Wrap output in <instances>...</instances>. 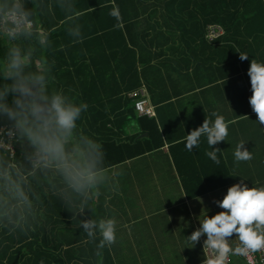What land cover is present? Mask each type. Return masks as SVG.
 <instances>
[{
    "label": "trees",
    "instance_id": "1",
    "mask_svg": "<svg viewBox=\"0 0 264 264\" xmlns=\"http://www.w3.org/2000/svg\"><path fill=\"white\" fill-rule=\"evenodd\" d=\"M181 1V3H180ZM48 14L38 16L42 28L50 33L51 47L40 52V60L52 63L51 87L61 90L77 102L88 104L78 121L76 145L80 158L89 161L91 149L79 139L84 136L102 146L104 157L96 165L97 184L102 172L131 159L141 157L165 146L155 116H139L136 98L124 95L142 87L135 39L163 32L167 15L176 30L165 32L169 38L179 37L180 8L186 13L185 28L196 32L193 37L206 42L211 24L221 25L226 35L223 41L235 53L249 55L246 71L253 57L264 59V1L263 0H46ZM41 0H28L27 6L39 9ZM62 9L66 11H62ZM119 10V17L110 15ZM77 10L82 40L76 42L67 27L74 21L70 13ZM66 12L68 14H66ZM148 13V14H147ZM147 14V15H146ZM159 14L161 20H159ZM67 21V23H65ZM202 28L199 30V26ZM180 31V30H179ZM164 48H162L163 50ZM0 49V56H2ZM241 59V58H240ZM139 131L133 132L135 125ZM142 134H147L141 137ZM177 165L180 164V142L172 147ZM183 175V172H182ZM231 181L238 176L227 173ZM187 176L183 175V179ZM100 183V184H99ZM229 183V182H228ZM228 183L221 185L227 186ZM186 185V183H185ZM187 187V186H186ZM27 191L31 208L0 188V264H116L109 247L96 255V244L88 241L79 227L76 209L56 195L59 186L54 175L29 180ZM190 197L200 194L187 189ZM92 218L102 217L101 208L93 201ZM104 208V207H103ZM100 209V210H99ZM86 218L90 210H85ZM58 222V224H55ZM29 224L26 230L10 231L8 227ZM68 225V233L64 226ZM55 231V232H54ZM99 242L97 238L96 243Z\"/></svg>",
    "mask_w": 264,
    "mask_h": 264
},
{
    "label": "clouds",
    "instance_id": "2",
    "mask_svg": "<svg viewBox=\"0 0 264 264\" xmlns=\"http://www.w3.org/2000/svg\"><path fill=\"white\" fill-rule=\"evenodd\" d=\"M27 4L28 0H0V49L3 50L0 56V188L31 208L29 180L54 175L59 186L56 195L76 209L79 227L88 241L96 244V255H100V250L110 248L117 241L116 219H94L90 207L96 195L92 191L97 184L95 168L104 157L102 146L79 136L92 150L89 161L80 158L76 145L78 121L88 104L51 87L52 63L41 59L34 65L37 55L51 47L50 33L37 19L47 15L48 8L46 0H41L37 11ZM70 15L74 22L66 30L79 42L82 40L79 13L73 10ZM110 15L119 17V10L113 9ZM248 56L240 53L241 60ZM247 75L252 92L248 101L261 127L264 125V59L252 58ZM229 127L225 116L213 111L186 135L185 148L189 152L198 150L201 138H205L210 149L205 151V156L219 164V148L214 145L227 140ZM245 143L239 141L233 152L237 165L253 160V152L244 147ZM237 176L241 179L229 186L221 199L214 200L221 210L211 216L206 214L199 227L186 237L191 247H195L206 236L203 247L207 253L202 264H232V257H245L247 264H253L252 254L264 251V184L260 183L264 180L252 181L249 185L245 183L247 177ZM85 210H90L88 218ZM28 226L27 223L14 225L8 230L24 231ZM233 234L238 243H233ZM40 264H44L43 260Z\"/></svg>",
    "mask_w": 264,
    "mask_h": 264
},
{
    "label": "crops",
    "instance_id": "3",
    "mask_svg": "<svg viewBox=\"0 0 264 264\" xmlns=\"http://www.w3.org/2000/svg\"><path fill=\"white\" fill-rule=\"evenodd\" d=\"M185 14L180 8L179 37L171 39L165 34L176 30L175 22L167 15L162 22L163 28L157 29L162 34L155 36L152 33L150 38L134 40L143 62L139 66L142 87L135 92L143 90L146 93L161 123L165 140L161 149L135 159L148 157L149 167L154 165L156 169L160 165L164 169L161 170V182L139 183L131 188L135 192L133 203L138 202L141 215L132 213L122 202H115L118 199L114 195L113 183L102 182L93 191L97 198L93 203L97 208L102 207L99 209L102 217L117 221V241L110 247L116 264H202L207 253L204 242L191 247L186 237L199 227L206 214L213 215L221 210L214 200L221 199L227 188L241 179L230 182L231 178L226 176L222 166L226 165L230 173L247 177L245 183L249 185L252 181L264 180V128H261L264 125L259 126L257 114L248 101L252 92L245 59L241 60L238 53L223 41L224 28L225 34L214 42L197 40L193 37L196 32L194 24H191L192 28H185ZM198 27L200 30L202 24ZM135 92H125L124 95L131 97L130 94ZM213 111L224 115L230 122L227 140L214 145L219 148V164L205 156V151L210 150L205 138H201L199 149L192 152L187 151L184 144L186 135ZM132 129L133 132L139 131L136 124ZM241 140L246 141L244 147L253 152V160L246 162L244 169H236L239 165L234 162L233 152ZM178 142L183 144L180 168L171 149ZM160 157L166 160L165 165L158 161ZM118 166L103 171L102 176L115 171ZM154 169L147 175L145 169L147 180L150 175L159 179ZM182 172L187 176L186 182ZM223 183L228 185H221ZM187 189L200 191V194L190 197ZM168 192L171 193L168 195ZM64 230L68 233V225ZM232 238L233 243H238L235 234ZM231 260L232 264H247L239 257Z\"/></svg>",
    "mask_w": 264,
    "mask_h": 264
},
{
    "label": "rangeland",
    "instance_id": "4",
    "mask_svg": "<svg viewBox=\"0 0 264 264\" xmlns=\"http://www.w3.org/2000/svg\"><path fill=\"white\" fill-rule=\"evenodd\" d=\"M151 118H153V117H151ZM132 130L134 131V129H132ZM131 160H133V159H131ZM167 160L169 161L168 158H167ZM158 161L165 165L166 160L164 158L160 157V158H158ZM149 162H150V159H148V157H143V158L138 159V160L135 159V161H133L130 164H124L123 163V164L119 165L115 171H113L110 174H107L105 176H100V178H99L100 183L105 182V181H107L111 184L113 183L112 187L114 188V195H115L116 199H118L115 202H117V203L122 202V204L124 206L127 205L126 208H129L132 211V213H140V215H141L138 202L133 203L132 197L135 194V192L131 188L134 189L135 185L139 184V183L140 184L146 183V182L156 183V182L162 181L163 173L161 172V170L164 169V167L157 165L156 169H154V165H152L150 167L148 166ZM248 162L250 163L251 161H248ZM245 163L246 162H241L236 169H244V166L246 165ZM231 166L236 167L233 164ZM222 168H223V171L225 172V174L231 172L226 165L222 166ZM145 169H146V175L152 169L156 170L157 173L159 174V179L157 180L152 175H150V177L147 180L146 175H145ZM233 169L235 170V168H233ZM230 174H233V173H230ZM233 175H235V174H233ZM170 193L171 192H168V195ZM206 193L207 192H205V194ZM140 215H138V217H140ZM211 215L212 214H209V216H211ZM126 216H127V214H126ZM133 216H136V215H133ZM181 229H183V228H181ZM180 232H182V231H180ZM205 239H206V236H202L200 238V242L198 244L203 243ZM180 253H181V251H180ZM239 258L246 260L245 257H239Z\"/></svg>",
    "mask_w": 264,
    "mask_h": 264
},
{
    "label": "built area",
    "instance_id": "5",
    "mask_svg": "<svg viewBox=\"0 0 264 264\" xmlns=\"http://www.w3.org/2000/svg\"><path fill=\"white\" fill-rule=\"evenodd\" d=\"M223 34V30L219 25L211 24L208 26L206 39L214 42L219 36ZM132 98H136L135 107L140 116L155 117L156 112L154 107L150 105L146 93L143 90L130 94ZM247 260V258H246ZM253 264H262L264 262V251L252 254Z\"/></svg>",
    "mask_w": 264,
    "mask_h": 264
},
{
    "label": "bare ground",
    "instance_id": "6",
    "mask_svg": "<svg viewBox=\"0 0 264 264\" xmlns=\"http://www.w3.org/2000/svg\"><path fill=\"white\" fill-rule=\"evenodd\" d=\"M219 26H220V25H219ZM220 27H221V28H222V30H223V34H222V35H224V34H225V31H224V29H223V27H222V26H220ZM222 35H221V36H222ZM221 36H219V37H221ZM219 37H218V38H219Z\"/></svg>",
    "mask_w": 264,
    "mask_h": 264
},
{
    "label": "water",
    "instance_id": "7",
    "mask_svg": "<svg viewBox=\"0 0 264 264\" xmlns=\"http://www.w3.org/2000/svg\"><path fill=\"white\" fill-rule=\"evenodd\" d=\"M145 136H147V134H143V135H141V137H145ZM264 184V183H263Z\"/></svg>",
    "mask_w": 264,
    "mask_h": 264
}]
</instances>
